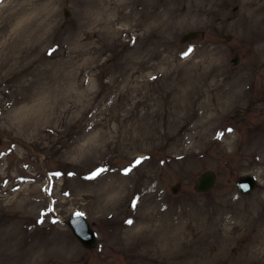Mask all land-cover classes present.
Instances as JSON below:
<instances>
[{
	"label": "rangeland",
	"instance_id": "obj_1",
	"mask_svg": "<svg viewBox=\"0 0 264 264\" xmlns=\"http://www.w3.org/2000/svg\"><path fill=\"white\" fill-rule=\"evenodd\" d=\"M263 184L264 0H0V264H264Z\"/></svg>",
	"mask_w": 264,
	"mask_h": 264
},
{
	"label": "water",
	"instance_id": "obj_2",
	"mask_svg": "<svg viewBox=\"0 0 264 264\" xmlns=\"http://www.w3.org/2000/svg\"><path fill=\"white\" fill-rule=\"evenodd\" d=\"M63 14H66V10H63ZM197 34L196 30L190 29L186 30L179 36L180 41H184L188 38H192ZM237 57L235 55L231 56L229 62L235 63ZM215 180V173L212 169L207 168L199 172L193 180L194 188L198 192H203L210 189L213 186ZM235 187L240 193H248L251 191L255 185V178L249 174L244 173L237 176L235 179ZM171 191L175 190V185L170 187ZM264 190V184H263ZM79 211H74L70 213L66 220L65 224L69 228L71 234L76 238V240L85 248H93L96 243V237L93 228L89 222L85 219L84 215L77 216Z\"/></svg>",
	"mask_w": 264,
	"mask_h": 264
},
{
	"label": "snow or ice",
	"instance_id": "obj_3",
	"mask_svg": "<svg viewBox=\"0 0 264 264\" xmlns=\"http://www.w3.org/2000/svg\"><path fill=\"white\" fill-rule=\"evenodd\" d=\"M53 51H55V49L50 50V54H51V52H53ZM190 52H191V49H189L187 52H184L182 55H183V56H187ZM151 79H156V77H151ZM228 131H231V129H229ZM140 163H141V159H137V160L135 161V165H138V164H140ZM135 165H133V167H135ZM102 171H104V169H97V171L93 173V176L99 175L100 172H102ZM129 171H131V169H125V170H124V174H127ZM133 203L135 204V201H133ZM49 211H51V209H49ZM82 215H83L82 213H77V216H82ZM126 223H128V224H132L133 221L128 220V221H126Z\"/></svg>",
	"mask_w": 264,
	"mask_h": 264
}]
</instances>
